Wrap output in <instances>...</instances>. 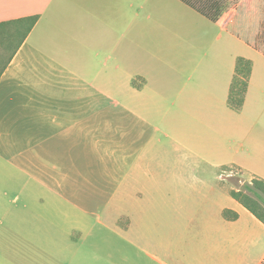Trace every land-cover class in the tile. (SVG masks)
Returning <instances> with one entry per match:
<instances>
[{
    "label": "crops",
    "instance_id": "obj_1",
    "mask_svg": "<svg viewBox=\"0 0 264 264\" xmlns=\"http://www.w3.org/2000/svg\"><path fill=\"white\" fill-rule=\"evenodd\" d=\"M161 1L129 6L151 19ZM126 3L0 0V23L38 17L17 51L0 42V264H262L264 224L232 198L225 169L264 180L256 34L208 21L249 50L228 49L226 64L154 40L169 32L113 45L103 32L94 45V7ZM240 57L252 67L236 112Z\"/></svg>",
    "mask_w": 264,
    "mask_h": 264
},
{
    "label": "rangeland",
    "instance_id": "obj_2",
    "mask_svg": "<svg viewBox=\"0 0 264 264\" xmlns=\"http://www.w3.org/2000/svg\"><path fill=\"white\" fill-rule=\"evenodd\" d=\"M125 7L116 6L113 4L101 6L100 9L96 5L93 11L92 29L94 31V45H99L102 41V33L109 32L111 44L118 43L119 36L123 32H141L143 36L146 33L159 31L169 32L167 37L160 36L155 38L159 43L164 42L162 45L169 46H192L195 48H205L208 52L207 63H213V58H218L220 62H227V51L232 48L237 54H247L249 50L243 45L237 43H230V37L225 32H221L218 26L211 24L204 20L191 10L183 7L178 2L172 0H164L160 2L157 7L159 14L147 19L146 13L143 12V19H136L137 5L132 7L129 3H138V0H126ZM228 5V11L224 19V26L227 22L236 24L238 31L244 36L250 35L248 32L258 33L259 25L264 16V0H225ZM100 12V13H98ZM86 22L79 21L78 30L83 31V26ZM226 27V26H225ZM234 27V26H233ZM173 32H177V36H173ZM186 32L185 34H182ZM247 33V35H246ZM222 35V39L219 36ZM187 37V38H186ZM106 40V38H105ZM144 41L149 39L141 38L138 45H142ZM187 41V43H186ZM85 46V42L80 43ZM230 52V51H229ZM213 62H212V61ZM219 62V63H220ZM221 66V64H219ZM230 171L229 174L232 178H228L232 187H240L245 182H249L247 176L243 175L236 169L225 168ZM238 172V174H236ZM248 180V181H247ZM235 188V189H236Z\"/></svg>",
    "mask_w": 264,
    "mask_h": 264
},
{
    "label": "trees",
    "instance_id": "obj_3",
    "mask_svg": "<svg viewBox=\"0 0 264 264\" xmlns=\"http://www.w3.org/2000/svg\"><path fill=\"white\" fill-rule=\"evenodd\" d=\"M184 5L206 18L215 25L221 24L228 11L225 0H179ZM37 16L0 23V42L13 40L14 52L24 42L37 22ZM2 39V40H1ZM253 48L264 55V16L255 36ZM252 64L249 60L238 58L235 64L234 75L230 84L227 105L230 109L239 112L244 104ZM1 72V71H0ZM231 196L264 224V180L253 179L245 182L231 191ZM223 216L227 220H235L236 213L225 211ZM264 264V262L262 263Z\"/></svg>",
    "mask_w": 264,
    "mask_h": 264
}]
</instances>
